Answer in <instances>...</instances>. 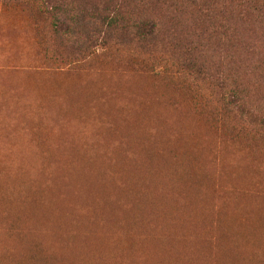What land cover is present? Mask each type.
Returning a JSON list of instances; mask_svg holds the SVG:
<instances>
[{"label":"trees","instance_id":"16d2710c","mask_svg":"<svg viewBox=\"0 0 264 264\" xmlns=\"http://www.w3.org/2000/svg\"><path fill=\"white\" fill-rule=\"evenodd\" d=\"M0 3L34 8L47 24L45 54L56 61L80 67L103 58L104 66L180 79L205 118L171 104L181 110L155 113L150 125L152 111L175 101L149 80L99 72L40 87L53 125L69 131L51 127L55 136L42 145L41 127L36 167L28 154L11 164L0 151V264L264 262V190L245 199L247 187L264 182V0ZM93 115L98 134L81 141L73 121ZM218 139L229 152L215 168Z\"/></svg>","mask_w":264,"mask_h":264},{"label":"rangeland","instance_id":"374dc122","mask_svg":"<svg viewBox=\"0 0 264 264\" xmlns=\"http://www.w3.org/2000/svg\"><path fill=\"white\" fill-rule=\"evenodd\" d=\"M46 27L47 24L41 20L30 5L3 7L0 3V151L3 150L8 154L10 158L8 161L11 164L17 163V156L28 154L36 167L42 160L41 144L46 145V140L50 144V138L55 136L51 127L56 128L57 132L64 136L68 134L69 130H61L60 127L53 125L51 114L47 109H44V99L39 96V88L71 81V79L91 78L97 76L99 72L120 77L128 82H134L136 79L149 80L155 82L156 86L163 87L165 94L175 102L163 106V110L152 111L154 113H152L153 119L150 125L154 127L158 125L155 113H162L166 109H171L173 113L181 110L177 107L172 108L171 104L186 107L205 121V118L199 115L194 102L191 101L189 90L181 87L180 79L146 76L141 72H133L118 62L109 61L104 66V60H101L103 58L97 59L99 62L95 61L90 65L80 67L67 65L66 61H56V57L59 55L51 57L53 55L50 52L46 55V45L40 39L47 29ZM52 44L53 42L48 43L50 46ZM29 88L34 89L35 92ZM21 93L22 95H20ZM169 120L172 122V128L179 126V119L175 116ZM98 121L99 117L96 115L91 116L85 125L74 120L73 123L76 124H73L75 129L73 134H76L81 141L92 140L98 134ZM41 127L47 136L41 139L40 144ZM63 137L62 139L67 140L66 137ZM219 144L225 145L220 139L214 140L210 151L215 155H212L213 158H220L221 155L225 156L229 152ZM225 146L229 147V145ZM207 161H209L208 156ZM210 163L217 168L216 158L214 163ZM210 169L209 165L207 172H211ZM262 190H264V182L260 185L259 182L254 181L246 189V201L249 203L263 196L261 195ZM215 204L213 203V206L217 211L219 202H215ZM101 242L103 241L101 240ZM137 257L138 261L141 256ZM145 260L144 258L139 261ZM262 264H264L263 261Z\"/></svg>","mask_w":264,"mask_h":264},{"label":"bare ground","instance_id":"6f19581e","mask_svg":"<svg viewBox=\"0 0 264 264\" xmlns=\"http://www.w3.org/2000/svg\"><path fill=\"white\" fill-rule=\"evenodd\" d=\"M135 96V95H134ZM110 102V101H109ZM113 107V106H112ZM146 108V107H145ZM72 109V108H71ZM139 110H141L142 111V109H139ZM144 112H146L145 110H144ZM133 113H135L134 111H133ZM138 115V114H137ZM130 116V115H129ZM135 116V115H134ZM133 116V117H134ZM142 116V115H141ZM126 118H129L128 116L126 117ZM156 119V118H155ZM125 120V119H124ZM121 121V120H120ZM128 121V120H127ZM140 121V120H139ZM123 123H125V122H123ZM133 123V122H132ZM138 123V122H137ZM125 124H127V123H125ZM130 125V124H129ZM135 128V127H134ZM130 129V128H129ZM69 149V148H68ZM151 158V157H150ZM96 163V162H95ZM131 164V163H130ZM82 165V164H81ZM129 166V165H128ZM131 166H132V164H131ZM72 167V166H71ZM110 168V167H109ZM98 169V168H97ZM124 169H125V167H124ZM109 170V169H108ZM70 171V170H69ZM101 172V171H100ZM102 175V174H101ZM70 176V175H69ZM75 176V175H74ZM105 177H106V175H105ZM98 178V177H97ZM104 178V177H103ZM107 178H109V177H107ZM66 179H68V178H66ZM73 179V178H72ZM105 179V178H104ZM96 181V180H95ZM138 181H140V180H138ZM49 182H50V180H49ZM48 182V183H49ZM149 182V181H148ZM94 183V182H93ZM35 184H37V183H35ZM45 184V183H44ZM118 184V183H117ZM76 185H77V183H76ZM89 185V184H88ZM107 185V184H106ZM41 186V185H40ZM85 186V185H84ZM147 186H148V183H147ZM33 187V186H32ZM32 187H30V189H32ZM45 187V186H44ZM104 187H106V186H104ZM47 188V187H46ZM75 188V187H74ZM115 188H117V187H115ZM71 190V189H70ZM44 191H46V190H44ZM77 192V191H76ZM156 192V191H155ZM96 193V192H95ZM107 193V192H106ZM148 193H149V191H148ZM39 194V193H38ZM32 195V194H31ZM30 195V196H31ZM41 195V194H40ZM66 195V194H65ZM108 195V194H107ZM29 196V197H30ZM37 196V195H36ZM35 196V197H36ZM43 196H44V194H43ZM80 196H81V194H80ZM87 196V195H86ZM95 196V195H94ZM152 196H154V195H152ZM177 196V195H176ZM26 197V196H25ZM32 197H33V195H32ZM35 197H34V199H35ZM114 197V196H113ZM113 197H111V198H113ZM40 198V197H39ZM44 198V197H43ZM150 198V197H149ZM166 198V197H165ZM28 199V198H27ZM33 199V200H34ZM36 199H38V197L36 198ZM36 199L34 200V201H36ZM44 199H46V198H44ZM179 199V198H178ZM42 200V199H41ZM50 200V199H49ZM167 200H168V198H167ZM27 201V200H26ZM40 201V200H39ZM43 201V200H42ZM41 201V202H42ZM45 202H47L46 200H44ZM43 201V202H44ZM51 201V200H50ZM169 201V200H168ZM176 201V200H175ZM92 202H93V200H92ZM151 202V201H150ZM172 202V201H171ZM34 203V202H33ZM77 203V202H76ZM99 203H100V201H99ZM162 203H163V201H162ZM182 203V202H181ZM29 204H31V203H29ZM44 204V203H43ZM85 204V203H84ZM88 204H90V203H88ZM96 204V203H95ZM168 204V203H167ZM171 204V203H170ZM51 205H52V203H51ZM77 205V204H76ZM81 205V204H80ZM110 205V204H109ZM111 205H112V203H111ZM174 205H175V203H174ZM178 205V204H177ZM23 206V205H22ZM29 206V205H28ZM31 206V205H30ZM36 206V205H35ZM48 206V205H47ZM47 206H45L46 208H47ZM79 206V205H78ZM161 206H162V204H161ZM23 207H25V206H23ZM34 207V206H33ZM81 207V206H80ZM92 207V206H91ZM156 207V206H155ZM167 207V206H166ZM40 209V207H37V209ZM54 208V207H53ZM23 209V208H22ZM45 209V208H44ZM52 209V208H51ZM89 209H91V208H89ZM160 209V208H159ZM169 209V208H168ZM47 210H48V208H47ZM77 210V209H76ZM83 210V209H82ZM85 210V209H84ZM96 210V209H95ZM145 210H146V208H145ZM151 210V209H150ZM149 210V211H150ZM166 210V209H165ZM186 210V209H185ZM37 211V210H36ZM35 211V212H36ZM50 211V210H49ZM78 211H81V210H78ZM91 211V210H90ZM140 211V210H139ZM142 211V210H141ZM162 211V210H161ZM32 212H34V211H32ZM32 212H30L31 214H32ZM38 212V211H37ZM72 212H73V210H72ZM82 212V211H81ZM131 212V211H130ZM27 213V212H26ZM154 213H155V211H154ZM24 214V213H23ZM36 214V213H35ZM82 214V213H81ZM83 214H84V212H83ZM128 214V213H127ZM126 214V215H127ZM150 214V213H149ZM158 214V213H157ZM166 214V213H165ZM27 215V214H26ZM22 216V215H21ZM48 216H49V214H48ZM69 216V215H68ZM82 216V215H81ZM50 217V216H49ZM52 217V216H51ZM125 217V216H124ZM142 217V216H141ZM159 217V216H158ZM27 218V217H26ZM77 218H79V217H77ZM151 218V217H150ZM166 218V217H165ZM102 219H103V217H102ZM146 219H148V218H146ZM155 219V218H154ZM32 220H33V218H32ZM53 220H55V219H53ZM150 220V219H149ZM22 221H23V218H22ZM39 221V220H38ZM160 220H158V222H159ZM164 221H165V219H164ZM48 222V221H47ZM55 222V221H54ZM59 222V221H58ZM75 222H77V221H75ZM99 222V221H98ZM29 223V222H28ZM27 224V223H26ZM75 224V223H74ZM102 224V223H101ZM32 225V224H31ZM155 226V225H154ZM26 227H27V225H26ZM85 229V228H84ZM166 229V228H165ZM32 230V229H31ZM45 231H46V229H45ZM50 231H52L51 229H50ZM57 232H59L58 230H57ZM29 233V232H28ZM40 233V232H39ZM42 233V232H41ZM33 234V233H32ZM44 234V233H43ZM48 234H51V233H48ZM29 235V234H28ZM31 235V234H30ZM35 235H36V233H35ZM46 236V235H45ZM85 237V236H84ZM50 239V238H49ZM83 239V238H82ZM43 240H44V238H43ZM188 241V240H187ZM49 242V241H48ZM145 242V241H144ZM46 244V243H45ZM29 246V245H28ZM134 246V245H133ZM165 246H166V244H165ZM174 246H175V244H174ZM182 246V245H181ZM44 247V246H43ZM144 248V247H143ZM37 249V248H36ZM54 249V248H53ZM45 250V249H44ZM121 250V249H120ZM151 250V249H150ZM244 250V249H243ZM247 250V249H246ZM50 251V250H49ZM35 252V251H34ZM44 252V251H43ZM58 252V251H57ZM37 253H39V251L37 252ZM41 253H42V251H41ZM47 253V252H46ZM36 254V253H35ZM55 254V253H54ZM242 254H244V253H242ZM241 254V255H242ZM180 255V254H179ZM262 255V254H261ZM41 256H43V255H41ZM48 256V255H47ZM53 256V255H52ZM155 257V256H154ZM256 256H254V258H255ZM258 257H260V255L258 256ZM245 258V257H244ZM52 259V258H51ZM42 260V259H41ZM45 260V259H44ZM63 260V259H62ZM246 260V259H245ZM263 260V259H262ZM50 261V260H49ZM48 261V262H49ZM52 262V261H51ZM65 262V261H64ZM134 262V261H133ZM178 262V261H177ZM247 262V261H246ZM251 262V261H250ZM36 263V262H35ZM60 263V262H59ZM130 262H128L127 264H129ZM134 263H136L137 264V262H134ZM134 263H132V264H134ZM40 264V263H39ZM43 264V263H42ZM131 264V263H130ZM149 264V263H148ZM247 264V263H246Z\"/></svg>","mask_w":264,"mask_h":264}]
</instances>
